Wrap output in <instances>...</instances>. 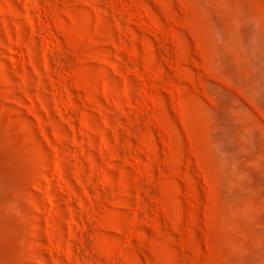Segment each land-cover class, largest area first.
I'll list each match as a JSON object with an SVG mask.
<instances>
[{
  "label": "rangeland",
  "instance_id": "rangeland-1",
  "mask_svg": "<svg viewBox=\"0 0 264 264\" xmlns=\"http://www.w3.org/2000/svg\"><path fill=\"white\" fill-rule=\"evenodd\" d=\"M0 264H264V0H0Z\"/></svg>",
  "mask_w": 264,
  "mask_h": 264
},
{
  "label": "bare ground",
  "instance_id": "bare-ground-1",
  "mask_svg": "<svg viewBox=\"0 0 264 264\" xmlns=\"http://www.w3.org/2000/svg\"><path fill=\"white\" fill-rule=\"evenodd\" d=\"M46 179V178H45Z\"/></svg>",
  "mask_w": 264,
  "mask_h": 264
}]
</instances>
